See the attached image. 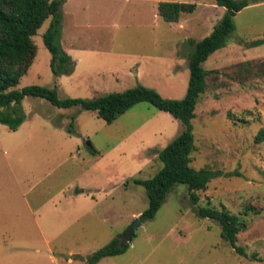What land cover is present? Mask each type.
Listing matches in <instances>:
<instances>
[{"label": "rangeland", "instance_id": "obj_1", "mask_svg": "<svg viewBox=\"0 0 264 264\" xmlns=\"http://www.w3.org/2000/svg\"><path fill=\"white\" fill-rule=\"evenodd\" d=\"M149 1L194 3L197 9L183 14L182 29L164 21ZM94 2L99 9L88 19L103 28L77 31L85 35L74 48L61 34L73 73L52 72L42 38L49 18L34 37L37 56L17 89L39 85L57 88L61 99L93 100L142 85L181 100L191 76L190 41L209 36L226 13L216 0ZM105 5L111 7L109 29L102 22ZM234 21L227 46L204 65L213 73L192 122L191 166L223 172L201 193L200 205L237 215L238 244L264 259V141L257 140L264 130V44L254 46L264 40V0L253 1ZM21 107L25 122L18 131L0 124V264H86L140 219L149 201L133 180L156 175L163 167L157 152L184 125L146 102L113 124L97 112L58 108L41 98L27 96ZM134 234L127 252L98 264H264L236 254L219 224L198 216L183 184Z\"/></svg>", "mask_w": 264, "mask_h": 264}, {"label": "trees", "instance_id": "obj_2", "mask_svg": "<svg viewBox=\"0 0 264 264\" xmlns=\"http://www.w3.org/2000/svg\"><path fill=\"white\" fill-rule=\"evenodd\" d=\"M253 1L255 0H216L217 6L225 8L226 13L209 36L199 42L190 41L194 47V51L188 56L191 76L183 99L165 98L157 90L139 85L122 93L85 100L61 99L57 88L39 85L17 89L20 79L28 74L37 56L38 48L34 37L49 18H52L51 25L42 38L52 56V72L56 77L73 73L75 63L60 43L65 0H0V124L6 125L11 131L19 130L25 122L21 105L27 96L45 99L58 108L80 107L97 112L108 124H113L131 108L144 102L169 113L183 123L184 129L172 143L157 152L163 167L156 175L148 180H133L134 184L145 188L149 201L140 217L141 221L154 219L176 185L183 184L188 187L190 202L198 216L217 222L221 228V238L236 254L264 261L255 253L249 255L247 249L238 244L241 221L237 215L225 208L200 205L201 193L223 172L216 171L212 165L201 169L191 166L192 153L196 148L192 122L196 118L197 104L208 89L207 80L213 73L205 70L204 65L215 52L227 46L229 37L236 30L235 16ZM196 9L197 5L194 3L160 2L158 15L168 23H175L181 20L183 14L194 13ZM263 44L264 40H261L255 42L254 46ZM71 127H74V123ZM257 140L264 141V130L259 132ZM93 152L96 153L95 150ZM119 244L120 239L115 238L89 256L86 264H98L104 258L124 254L130 247H120Z\"/></svg>", "mask_w": 264, "mask_h": 264}, {"label": "crops", "instance_id": "obj_3", "mask_svg": "<svg viewBox=\"0 0 264 264\" xmlns=\"http://www.w3.org/2000/svg\"><path fill=\"white\" fill-rule=\"evenodd\" d=\"M137 2H140L142 6H144V2L147 0H134ZM94 0H66L63 5V32H62V41L64 45L68 46L70 48H74L78 43V40L81 41V39H84L83 31L84 30H94L95 28H103V26L99 23L92 22L93 20L88 19V17H93V14H96L97 10L99 8H94ZM150 5L153 6V9L158 13V4L159 1H149ZM104 20L102 21L105 25L104 29H109L111 27V18L109 17L111 12V7L109 5H105L104 7ZM141 12V11H140ZM183 16V15H182ZM69 22V23H68ZM72 23V24H71ZM67 24V26L65 25ZM66 26V27H65ZM185 25L183 21H179V28L184 29ZM74 31L72 32V30ZM83 30L82 32L78 33L77 31ZM78 33V34H77ZM77 34V35H76ZM72 57L76 60L77 65H80L83 61L82 57H75V55H72ZM136 63V62H135ZM134 63V64H135ZM138 65V64H136ZM163 74L167 73L165 69H162L161 71ZM136 76H141V71H138ZM84 192V191H83Z\"/></svg>", "mask_w": 264, "mask_h": 264}, {"label": "water", "instance_id": "obj_4", "mask_svg": "<svg viewBox=\"0 0 264 264\" xmlns=\"http://www.w3.org/2000/svg\"><path fill=\"white\" fill-rule=\"evenodd\" d=\"M141 223V219L137 218L135 223H133L132 226L126 231L124 237L120 239V247H124L132 241L135 229L140 226Z\"/></svg>", "mask_w": 264, "mask_h": 264}]
</instances>
